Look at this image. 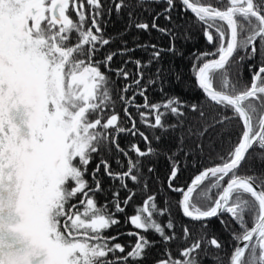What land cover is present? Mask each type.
Wrapping results in <instances>:
<instances>
[{"label":"snow or ice","instance_id":"snow-or-ice-1","mask_svg":"<svg viewBox=\"0 0 264 264\" xmlns=\"http://www.w3.org/2000/svg\"><path fill=\"white\" fill-rule=\"evenodd\" d=\"M142 2L136 0V6ZM154 2L166 3L163 13L170 21L175 0ZM217 3L219 7L204 0H181L213 46L212 51L195 54L191 68L206 103L187 105L177 97L149 102L147 88L161 78L159 67L141 85L144 70L159 63L163 52L175 53L174 43L167 49L138 45L151 48L149 59L125 61L136 65V78L122 89L115 87L108 72L124 81L131 74L124 67L111 68L114 52L103 60L95 59L100 48L110 43L100 26L99 17L105 11L101 0H86L87 12L84 0H0V264H138L155 243L141 234L149 231L165 245L176 239L187 245L176 257L166 248L157 264H200L202 246L217 252L223 248L215 237L193 239L187 226L178 237L167 200L159 207L154 193L126 217L139 230L128 233L136 237L133 245L114 242L117 236L104 234L119 223L116 213L125 212L136 192L129 190L121 201L119 191H114L110 202L99 205L96 194L103 189L97 173L101 165L111 180L120 182L121 189L128 190V181L139 186L144 180L142 190L146 191L142 158L157 153L149 137L137 128L130 107L137 109L140 122L153 131L180 129L181 151L187 117L183 109L198 112L200 121H205L206 107L216 113L210 124H203V130L188 125L189 137H203L208 127L239 120L242 132L227 155L196 174L186 188L175 186L179 166L173 159L175 153L169 156L167 188L181 194L177 204L183 217L202 222V228L209 219L217 218L227 229L225 214L238 226V231L231 232L235 245L227 254V264H264V178L239 174L250 150H264V0ZM127 7L130 4L125 0H115L116 12ZM128 15L130 23H135L132 13ZM135 27L145 31L151 27L175 39L171 29L159 27L156 17L151 26L142 21ZM127 51L131 49L121 50L120 55ZM237 53L243 55L236 58ZM257 55L262 62L252 68L250 83L233 80L232 68ZM129 91L130 97L126 95ZM114 93L124 104L130 127L120 124ZM136 96L143 98V104L136 103ZM169 115L176 123H166ZM119 133L138 134L148 147L141 150L133 143L126 151L117 142ZM112 146L126 158V170L113 171L103 158V152L110 153ZM129 152L137 158L132 159ZM94 154L101 155V160L92 170L90 182L86 174ZM117 164L124 169L119 159ZM153 172L149 167L148 173ZM165 215L169 218L162 224L157 217ZM214 259L216 264H224L222 257Z\"/></svg>","mask_w":264,"mask_h":264},{"label":"trees","instance_id":"trees-1","mask_svg":"<svg viewBox=\"0 0 264 264\" xmlns=\"http://www.w3.org/2000/svg\"><path fill=\"white\" fill-rule=\"evenodd\" d=\"M130 4V7L125 8V14H120L114 9L115 0H101L104 10L107 14L103 15L108 19L107 26L104 28L105 32H102L103 36L109 39L110 43L105 45L103 49H100L103 54L101 56H95L96 60H103L109 53H116L111 62V68L124 67L131 75L128 81H124L122 78L115 76L114 72H108L115 82L117 89H122L126 82H131L136 78V65L134 63L124 62L129 60H141V62H147L149 59V53L151 48L145 50L138 45H157L159 48L167 49L171 44L175 45V53L165 51L159 63L153 62L152 65L145 69L144 80L141 81V85H145L149 75L155 74L156 69H161L160 79L156 80V83L149 85L147 88L146 96L150 103L160 102L165 97H177L183 104H199L206 103L205 97L195 84L194 77L192 75V63L194 55L196 54L195 46L196 41H199L202 37V29L199 27L193 14L185 10L180 4L179 0H175V7L171 10V21L165 20V14H160L166 7V3H155L154 0H143V2L136 6V0H125ZM205 3H211L213 6L219 7L217 0H204ZM112 8L109 12L108 9ZM85 11L88 10L85 8ZM104 11V12H105ZM131 12L135 23L147 22L151 25V21L156 17V23L159 27L169 28L175 33V39L168 35H164L156 29H151L148 34L144 30H139L133 27L130 23L128 13ZM73 19H75V13H72ZM89 22L90 19H89ZM131 27V28H130ZM130 28V29H129ZM129 29V30H128ZM123 49H131L124 55H120V51ZM194 51V52H193ZM240 54V53H239ZM238 56V55H237ZM236 56V58H237ZM261 56L250 60H243L241 63L236 64L232 68V79H239L241 83H250L252 68H258L261 64ZM251 66V68H250ZM101 70L104 71L103 65ZM161 89L163 91L161 92ZM134 90V89H133ZM131 92V91H129ZM116 99L115 111L120 116V124L124 127H130L131 121L124 115V104L119 101L118 93H114ZM187 112L186 124L183 131L185 132V139L183 143V150H179V135L180 129L175 131L169 130L167 133H161L159 129L153 131V129L146 127L140 122V118L137 113V109L130 107L129 111L132 117L136 121L137 128L144 132L151 141V146L157 150V153L142 158L143 160V172L144 179L147 180V190L144 191V180H141L139 186L134 185L131 181H128V190L121 189L119 187V181L111 180L104 172L103 165H101L100 171L97 173V179L100 180L102 191L96 194V200L99 205H104L106 202L112 200V193L119 191L120 199H123L129 194V190H135L136 195L125 206L124 213H116V217L119 220L117 225L112 226L104 234L106 236H117V240L114 242L119 243H134V238L128 235L127 231L132 230L133 227L130 222H126V217L134 214V208L141 205L143 199L150 194H156L157 203L159 207H164V201L167 200L170 206L171 218L175 224L174 231L178 237L183 236V226H187L192 233V238L195 239L198 236L206 235L208 239L212 237L217 238L223 245V248L217 252L213 247H205L199 251L198 259L200 264H216L215 257L219 256L223 258L224 264H227L228 255L235 245V241L232 239V230L238 231V226L231 221L230 217L225 214L223 219L229 222V227L221 225L217 218H213L207 221V227L202 228V222L190 221L183 218L178 211L177 199L179 193L172 192L167 188V177L171 171V164L168 157L175 153L173 159L178 161L179 172L174 181L175 186L184 187L190 178L206 167H210L213 164L220 163V156H226L234 143L238 140L242 132V124L238 119L232 120L226 125H216L208 127L207 132L203 137L199 136H187L188 125H192L193 128H200L203 130V124L205 122L211 123V117L215 115V111L212 108L206 107L205 111L207 116L205 121L199 120V113H192L187 109H183ZM231 115V112L228 113ZM166 123H176V118L169 115L166 118ZM156 136L161 137L159 141L155 139ZM117 142L119 146L124 150H129L130 145L135 143L141 150H144L148 145L144 142L143 138L138 134L132 136L128 133H119ZM199 145V147L197 146ZM187 153V155H185ZM132 159H136L134 152H129ZM103 158L107 159L113 171L126 170V158L122 153L116 151L115 146H112V151L103 152ZM117 159L125 166L124 169L117 164ZM101 160V155L94 154V158L88 166V173L86 178L91 182L92 170L96 167ZM154 169L153 173H148V168ZM241 175H255L264 178V150H260L254 147L250 150L247 158L242 163L239 169ZM178 181V183H175ZM123 206V204H122ZM112 208V205L109 204ZM169 217H157L158 221L162 224L167 221ZM146 235L150 241L155 242L144 253V258L138 262V264H157L168 248L171 251V255L176 257L179 255V249L186 247L187 245L182 243L180 239L172 241L170 244L165 245L161 238L153 231L147 233H141ZM191 243V240L189 241ZM129 246V245H125ZM127 251V247H126ZM119 255V254H118Z\"/></svg>","mask_w":264,"mask_h":264},{"label":"flooded vegetation","instance_id":"flooded-vegetation-1","mask_svg":"<svg viewBox=\"0 0 264 264\" xmlns=\"http://www.w3.org/2000/svg\"><path fill=\"white\" fill-rule=\"evenodd\" d=\"M84 2H85V8L88 10V6H87V4H86V0H84ZM181 4V3H180ZM182 5V4H181ZM166 7H167V5H166ZM165 7V8H166ZM183 7V6H182ZM164 8V9H165ZM184 8V7H183ZM115 9V8H114ZM185 9V8H184ZM186 10V9H185ZM125 12H126V9L124 8L121 12H119L120 14H125ZM105 14H107V12L105 11L104 12V14L103 15H105ZM161 14H163V11L161 12ZM101 16V17H99V20H100V26H101V28H102V32H105V30H104V28H106V26H107V22H108V19L105 17L104 18V16ZM166 20V19H165ZM153 21V20H152ZM152 21H151V23H152ZM167 22H169V20H166ZM171 21V20H170ZM88 23L90 24L91 22H89L88 21ZM198 25H199V27L202 29V26L198 23ZM151 26V25H150ZM133 27L134 28H136L135 27V24H133ZM131 28V27H130ZM129 28V29H130ZM151 28V27H150ZM128 29V30H129ZM145 31V30H144ZM147 34H148V32H150V29L148 30V31H145ZM105 38V37H104ZM105 39H107V38H105ZM105 46V45H104ZM103 46V47H104ZM190 47H192V46H195V50L194 51H196V54H198V53H202V52H206V51H212L213 50V46L212 45H210V44H208V42H207V40H206V38L203 36V30H202V37H201V39L199 40V41H196L195 43H194V45H189ZM103 47H101L100 49H103ZM101 50H99L98 52H97V56H101V54H103L102 52H100ZM193 51V52H194ZM237 58L240 56V55H243V53H237ZM195 56V55H194ZM246 61L247 60H250V59H245ZM194 77V76H193ZM194 81H195V79H194ZM126 83H131V82H126ZM126 83H124V84H126ZM133 89L135 90V86H133ZM200 90V89H199ZM201 91V90H200ZM201 93H202V91H201ZM203 94V93H202ZM126 95L127 96H132V92H128V93H126ZM203 96H204V94H203ZM135 100H136V103L137 104H143V102H144V100H143V98L142 97H140V96H136V98H135ZM203 170V169H202ZM200 172V171H199ZM197 174V173H196ZM194 176V175H193ZM192 176V177H193ZM191 177V178H192ZM191 178H190V180H191ZM189 180V181H190ZM188 181V182H189ZM188 182L186 183V185L184 186V188H186V186H187V184H188ZM175 183H178V181H176ZM181 198V194L179 193V196H178V199H177V201L179 200ZM178 211H179V213H180V215L183 217V215H182V213H181V211H180V209H179V207H178ZM183 218H185V217H183ZM186 220H187V218H185ZM211 219H213V218H211ZM189 220V219H188ZM210 220V219H209ZM191 221V220H190ZM133 227V226H132ZM184 227V226H183ZM182 227V228H183ZM134 231H139V230H136V229H134V227H133V229L132 230H129V231H127V233H129V232H134ZM133 238H134V243H135V240H136V237L135 236H132ZM133 243V244H134ZM122 244V243H121ZM132 244V245H133ZM122 245H131V244H129V243H123Z\"/></svg>","mask_w":264,"mask_h":264},{"label":"water","instance_id":"water-1","mask_svg":"<svg viewBox=\"0 0 264 264\" xmlns=\"http://www.w3.org/2000/svg\"><path fill=\"white\" fill-rule=\"evenodd\" d=\"M179 2L181 3V0H179ZM187 11L190 12L189 10H187ZM190 13H191V12H190ZM191 14H192V13H191ZM201 171H202V170H201ZM198 173H199V172H198ZM198 173H197V174H198ZM195 175H196V174H195ZM195 175H194V176H195ZM194 176H193L192 178H194ZM192 178H191V180H192ZM191 180L188 182V184H190ZM188 184H187V185H188ZM186 187H187V186H186ZM181 213H182V212H181ZM185 218H186V217H185ZM187 219L190 220V218H187Z\"/></svg>","mask_w":264,"mask_h":264},{"label":"rangeland","instance_id":"rangeland-1","mask_svg":"<svg viewBox=\"0 0 264 264\" xmlns=\"http://www.w3.org/2000/svg\"><path fill=\"white\" fill-rule=\"evenodd\" d=\"M87 179V178H86ZM77 199H79V197H77Z\"/></svg>","mask_w":264,"mask_h":264}]
</instances>
